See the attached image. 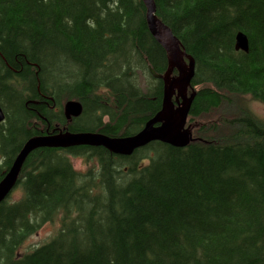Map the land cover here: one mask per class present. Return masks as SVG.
<instances>
[{
	"label": "trees",
	"instance_id": "16d2710c",
	"mask_svg": "<svg viewBox=\"0 0 264 264\" xmlns=\"http://www.w3.org/2000/svg\"><path fill=\"white\" fill-rule=\"evenodd\" d=\"M154 2L195 60V141L131 156L35 150L20 198L13 192L0 206V264H264V120L240 108L198 123L232 95L264 104V0ZM146 18L143 0H0V181L33 137L62 129L129 137L155 116L163 82L151 71L164 74L168 61ZM240 31L247 54L236 48ZM71 99L85 109L68 122ZM71 156L89 168L76 170ZM56 221L54 236L21 251Z\"/></svg>",
	"mask_w": 264,
	"mask_h": 264
},
{
	"label": "water",
	"instance_id": "95a60500",
	"mask_svg": "<svg viewBox=\"0 0 264 264\" xmlns=\"http://www.w3.org/2000/svg\"><path fill=\"white\" fill-rule=\"evenodd\" d=\"M147 7V27L156 41L167 53L168 70L160 78L164 81V96L161 110L148 121L144 128L130 137H109L96 132H70L61 130L47 135L29 139L16 157L12 167L0 181V206L16 189L22 168L29 155L40 148L69 149L73 147H104L113 154L131 156L136 150L152 142L185 148L191 142V132L185 129L187 117L191 111L196 93L188 97V88L195 76V60L186 54L178 38L172 30L156 14L154 0H143ZM238 48L244 53L249 52L247 35L244 32L237 34ZM188 62H187V61ZM174 70L179 75L173 77ZM177 92L176 102L173 97ZM182 99V103L179 102ZM65 116L67 120L78 118L83 113V106L76 101L66 103ZM5 120V114L0 105V123Z\"/></svg>",
	"mask_w": 264,
	"mask_h": 264
},
{
	"label": "rangeland",
	"instance_id": "374dc122",
	"mask_svg": "<svg viewBox=\"0 0 264 264\" xmlns=\"http://www.w3.org/2000/svg\"><path fill=\"white\" fill-rule=\"evenodd\" d=\"M140 86L143 88L144 91H148L150 88L149 79L140 74L139 78ZM240 108H248L258 119L264 120V104L254 100L251 96H239V95H232L230 96V100L224 102L221 108L211 115L204 116L203 118L198 120V123H207L218 121L220 117L226 115H234L240 111ZM195 132V131H194ZM73 166L78 171H86L89 166L86 164L85 160L81 157H70ZM14 199L20 198V191L16 189L13 193ZM60 224L58 221L55 223H48L43 228L36 233L35 235L31 236L28 240L25 241L21 251L23 253L31 252L34 248L43 244L46 240L54 236V234L58 231Z\"/></svg>",
	"mask_w": 264,
	"mask_h": 264
},
{
	"label": "bare ground",
	"instance_id": "6f19581e",
	"mask_svg": "<svg viewBox=\"0 0 264 264\" xmlns=\"http://www.w3.org/2000/svg\"><path fill=\"white\" fill-rule=\"evenodd\" d=\"M236 42H237V46H236L237 50H240V51H242L240 48H238V40H237V37H236ZM247 42H248V44H249V39H248V36H247Z\"/></svg>",
	"mask_w": 264,
	"mask_h": 264
}]
</instances>
